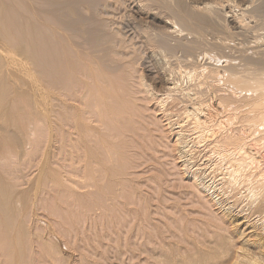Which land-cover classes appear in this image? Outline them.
<instances>
[{"label": "rangeland", "instance_id": "rangeland-1", "mask_svg": "<svg viewBox=\"0 0 264 264\" xmlns=\"http://www.w3.org/2000/svg\"><path fill=\"white\" fill-rule=\"evenodd\" d=\"M94 8L82 10L84 16L88 15L90 22H95L93 17H90L92 15L97 19L98 24L95 23L97 25L94 26L93 23L92 27L99 38L101 36L97 40V48L103 50L105 47L103 50L105 55L110 53L108 55L112 54L113 57L114 49L109 48L111 46L113 48L114 42L116 46H119L118 44L127 46H124V49L128 54L132 52L130 54L134 63L130 69V72L133 70L131 78L137 87L135 90L138 92V100H141H137L136 103L138 107L136 105L135 108L139 111L135 110L137 113L133 120L135 122L127 128V131L131 129L129 131L131 135L126 131V136L123 137L128 151L120 160L126 162L119 163V169L123 174L115 183L116 186L114 185L116 189L113 188L116 197H121V200L117 197V202L121 201V204L113 200L115 203L112 205L111 198L110 201L102 197L101 199L92 197L91 204L86 202L83 193L85 190L80 189L82 183L78 177L73 183L76 184L78 181L81 187L78 184L76 185L80 188L73 186L74 189H71L75 190L74 192L70 189L71 185H75L70 183L72 181L69 182L71 184L69 188L64 186L65 183L61 184L63 187L59 185L68 180L65 176L67 174L65 159L57 164L60 165L56 166L58 169L54 166L56 164L51 162V169L60 170L58 174L63 173V177L59 175L61 176L59 179L65 180L53 185L52 177L46 178L37 197L32 196L30 203L28 202L24 211L25 222L43 238L45 244L34 240L27 242L25 247L27 255L24 257L26 263L23 264H218L224 260L225 254L228 255L237 248L238 241L233 234L234 227L230 222V216L242 214V211L245 214L249 212L247 210L251 206H257L261 199L260 182L257 181L262 179L264 182V103L263 106L256 105L260 103L257 101L260 100L262 90L259 88V92L256 86L260 84L258 81H263L261 84H264V76L261 77L264 75V0H103V2L95 0ZM175 11L191 16L190 19L192 18L197 26L190 27L192 30L188 26L185 27L179 17L176 18ZM168 24L172 26L171 29L167 27ZM180 25L182 27H178ZM98 29L103 33L99 34ZM104 32H107L108 36ZM103 35L110 38L106 41L107 38ZM112 38H115V41ZM121 39L124 41L120 42ZM109 40L112 44L107 43ZM109 56L108 59H114ZM129 59L131 60L130 55ZM235 78L241 80L243 87H238L239 81H236L237 88L235 87L232 83L235 82ZM247 82L252 86H246L248 93L244 91ZM173 86L176 89L169 92L168 88ZM42 88L44 93L41 97L38 94V97L49 106L54 124L56 107L50 89L46 86ZM252 92L259 96L255 93L252 95ZM37 126L42 128L40 130L37 128V132L43 130L39 132L40 134L36 132L37 136L35 135L37 138L40 137L37 140L42 144L35 139L33 143L36 141L38 145L35 142L37 146H31L34 149L27 147L25 152L19 153L20 158L15 156L9 160L11 174L8 178L19 183V189L30 193L37 183L40 171L38 169L41 168L43 159L48 156L46 154L52 152L50 140L47 143L50 130L46 120L42 118ZM33 143L31 145H34ZM237 146L238 149L241 147L247 152L251 161H246L249 163H245L244 169L241 168L240 172L236 173L235 167L231 164L232 160L229 159L240 157L237 148L234 149ZM46 149L51 152L45 151ZM31 151L33 152L30 153ZM42 153L46 156H41ZM60 154L59 161L62 158ZM62 165H65L63 166L65 170ZM109 186L108 188L105 186L103 192H111L108 190L111 187ZM65 189H70V192L67 190L68 194L65 193ZM93 198H99L100 201ZM93 204L102 207L95 210L97 208ZM31 206L32 208H28ZM254 217L252 220L255 222L257 215ZM99 218H104L101 221H105L103 222L105 227L103 225L102 228ZM94 219L98 220H95V223L99 225L93 224ZM111 228L118 232L111 231ZM117 234L119 237H116ZM125 242L130 243L126 246ZM51 245L57 249L48 250V246ZM199 249L202 253L198 251ZM117 251L120 255L116 254Z\"/></svg>", "mask_w": 264, "mask_h": 264}, {"label": "bare ground", "instance_id": "bare-ground-1", "mask_svg": "<svg viewBox=\"0 0 264 264\" xmlns=\"http://www.w3.org/2000/svg\"><path fill=\"white\" fill-rule=\"evenodd\" d=\"M98 1H100V0H98ZM102 2H103V0H102ZM94 3H95V0H0V264H23V263H26V262H24V257L27 255V253L25 254L26 243L34 240V241L42 242L45 244V241H43V238L38 233L34 232L26 224L25 218H24V215H25L24 211L28 205V202L31 201V197L32 196H34V198L37 197V195L40 192L39 191L41 188L40 186L43 184V182H46L45 180L52 177L51 181H53V185H54V183L55 184L59 183L60 181H62L64 179V178H60L61 180L59 179V177H61V176L63 177V175H62L63 173L58 174V172H60V170L58 171L57 170L58 168L56 167V166H60L57 164L62 163L61 160L63 161L65 159V161L67 163V165H66L67 170H65L66 168L64 169V167H63L65 165H62V167L65 170V173H67L65 176L67 177V179L69 181L66 179L68 181V183H66L67 181H64L62 183H59V185L65 183L66 185L64 184V186H67V188H69V186L71 185L70 183L75 184V182L73 183V180L76 181L75 178L78 177L81 180L82 187H81V184H79L80 182L77 181L76 184L80 185L81 188L75 184V185H71L72 187H70V189L73 188V186H76L82 190L84 189L85 191L83 193H84V198H85L86 202H90V204H91L92 203L91 202L92 197H99L100 199H101V197L104 199L111 198L112 202H113L112 205H114V203L117 202L118 198H120L119 200H121V197H118V196H117L118 198L116 197V193H115L116 191L115 192H113V191L116 189L115 183L123 174L121 172V170L119 169V166L124 161H121L120 157L121 156L123 157L124 153L126 155L127 154L126 151H128L127 145L124 144L123 137L125 138L126 133L131 131V129L129 131H127V128L131 125V123L135 122V121H133L134 117H137V116H135V114H137V113H135V110L137 109L135 107L137 105L136 103H137L139 96L137 97L138 92H137V90H135V88H137V87H136V85L133 84V81L131 78L132 77L131 72H133V70H131V72H130V69L132 68V64H134L132 61V57H131L132 52L130 51L128 54L127 53L128 51L124 49L127 46H125V44H124V46H125L124 47L122 43H121L122 45L117 43L119 46H116L115 45L116 43L114 42L113 44L116 46V48H114V45H113V48H112V46H111V48H109L112 50L114 49L113 52L111 51L113 53L114 59H108V56H109L108 54H110V53L105 55V53L103 52V50H105V47H103V45H102L103 50L100 49L102 51H100L99 48H97V40H99L101 38V36L99 38V35L96 34V32L92 29V27H94L98 24L96 22L97 19H94V16L92 15L90 17H93L92 19L95 20V22H93V21L90 22L88 19L89 17H87L88 15L85 14L86 16H84L83 15L84 10H82L84 8H89V9H92V7L94 8ZM95 5H98V4H95ZM166 5H167V3H166ZM100 6H102V4ZM204 7L207 8V6H204ZM94 9H97V8H94ZM98 9H99V7H98ZM259 9L260 8H258V10ZM100 10H102V9H100ZM168 10H169V8H168ZM203 11H205V10H203ZM89 14H90V12H89ZM97 14H95V15H97ZM100 14L102 15V13H100ZM176 15H177L176 18L179 17L180 22H182L185 25V27L188 26L189 28L190 27L192 28L194 26H197L196 24H194L195 21H192L193 20L192 18L190 19L191 16L188 17L187 14L184 15L182 12H180V13L176 12ZM199 17H202V16H199ZM204 17H207V16H204ZM99 18H100V15H99ZM91 23H92V25H91ZM93 23H94V26H93ZM95 23H97V24H95ZM119 27H120V25H119ZM167 27L170 29L172 28V26L170 24H168ZM178 27H182V26L180 25ZM94 29H97V28H94ZM98 30H99L98 31L99 34L103 33V32L100 33V31H101L100 29H98ZM110 31L112 32V30H110ZM105 33H106V35L108 34L107 32H104V34ZM172 33H174V31H172ZM189 33H190V31H189ZM198 33L200 34V32H198ZM113 34H114V32H113ZM115 35H117V33ZM119 35H120V33L118 34V36ZM158 36H159V34H158ZM104 37H106V36H104ZM106 38L105 39L107 41L110 37H106ZM102 39H104V38H102ZM183 39H184V37H183ZM111 40H109V42H107V43L112 42ZM113 40L115 41V38ZM121 41H124V40L121 39L120 42ZM107 43H106V46H107ZM99 44H101V43H99ZM110 44H112V43H110ZM161 44H163V43H161ZM170 44H172V43L170 42ZM176 45H178V44H176ZM108 46H109V44H108ZM183 48H184V46H183ZM185 48H187V47H185ZM194 48H195V46H194ZM101 52H103V53H101ZM105 52H107V51H105ZM108 52H110V51H108ZM129 55H130L131 60L129 59ZM134 56H135V54H134ZM109 57L113 58L112 54ZM119 62L123 63V64H119ZM117 64H119V66ZM137 64H138V62H137ZM120 65H122V66H120ZM258 65H259V63H258ZM119 68L123 71L120 70L121 71L120 72L118 70ZM251 73H252V71H251ZM251 73H249V74H251ZM257 74H258V72H257ZM259 74L261 75L262 73H259ZM255 76H253V77H255ZM263 76L264 75H262L261 77H263ZM246 77L247 76L245 75V78ZM253 77H251V79H253ZM238 78L237 79L235 78L234 79L235 82H232L233 84H235V87L237 86L236 81H239ZM263 78L261 80H263ZM247 79H249V78H247ZM247 79H245V80H247ZM256 79L258 80V78H256ZM230 80H232V79L230 78ZM248 82L253 83L254 81H248ZM248 82H247V84L244 83L245 87L247 85L251 86V84H249ZM256 82L257 81H255V84H256ZM258 82H260V84H257L256 87L259 90V92H260V89H262V90H261L260 96L254 92L256 94V96L260 97V100L257 101L260 103H257L256 105L257 106L258 105L263 106V103H264V86L263 85L264 84L263 83L261 84V82H263V81H258ZM232 83H230V84H232ZM238 84H239L238 87L242 86L241 82ZM43 86H46L48 89H50L51 97H52V100H53L55 107H56V115H55V123L54 124L52 122V117H51V112H50L49 106L47 105V103H45L42 99H39V97H38V94H40L39 96L41 97V95H43V93H44V90L42 88ZM261 86L263 88H261ZM247 87H246V90H244V91H247ZM175 89H176L175 86L168 88L169 92H172ZM249 89H251V88H249ZM254 89H256L255 86H254ZM254 89H251V91ZM254 91H257V90H254ZM248 92L249 91H247V93ZM254 93L252 95H254ZM167 94H168V92H167ZM199 94H200V92H199ZM197 99H199V98H197ZM195 100H196V98H195ZM138 101H141V100H138ZM253 102H255V101H253ZM139 105H140V102H139ZM256 105H255V107H256ZM137 107H138V105H137ZM139 107H141V106H139ZM136 111H139V110L137 109ZM256 111H257V109H256ZM140 114H142V112ZM258 114H260V113H258ZM141 117H144V116H141ZM42 118H44L46 120V122L49 126L48 129L50 130V135L48 134V136H50V137L47 136L48 137L47 143L50 140L49 143H50V149H52V152L48 149L45 150V151H50L51 153H49V152H47L49 154L45 153L48 156L46 157V159H43L44 162L41 163L42 164L41 168L38 169L40 171H39V175L37 177V181H36L37 183L35 185L33 192H31L33 194H31L29 191L19 189V187H18L19 183L17 184L14 182L15 180L12 181L8 178V175L11 174V171L9 169V166H10L9 160L12 157L14 158L15 156H18L20 158L19 153L25 152V149L27 147L38 145L36 141H35L36 143L35 142L34 143L37 145H35L33 143V141L35 139L37 140L40 138L39 136H38V138L36 137L37 136L36 130H37V128H38V130H40L41 127L39 128L38 127L39 125L37 126V124H39V121ZM199 119H197V121ZM141 122L142 121H140V124H141ZM262 124H263V122H262ZM134 130H136V128ZM41 131H43V130H41ZM41 131H38L37 133L40 134ZM129 133L128 134L131 135V132H129ZM34 137H36V138H34ZM41 137H43V136H41ZM228 137H229V135H228ZM232 137H233V135H232ZM129 138H131V137H129ZM132 138H133V136H132ZM230 140H231V138H230ZM232 140H234V139H232ZM38 142L40 143V140ZM239 142H241V141H239ZM239 142L234 141V143H239ZM32 143L34 145H31ZM128 143H129V141H128ZM225 143H226V141H225ZM40 144H42V142ZM180 144L181 143H179V145ZM46 145H45V148H47V146H49V145H47V146ZM133 145H134V143H133ZM31 148H33V147H31ZM36 149H37V147H36ZM36 149H35V152H37ZM130 149H132L131 145H130ZM234 149H236L238 151L237 153H239L240 157L238 158V156H237L238 159H235V157H236L235 156V157H233V159L230 158L229 160H232L231 164H232V166L235 167V170L234 169L233 170L235 172L236 171L240 172L241 168L244 169V167L246 166V165H244L245 163H247L246 161H249V160L251 161V159L248 157L247 152L243 148L239 147V149H238V146H237ZM45 151H43V152H45ZM57 151L59 153H57ZM32 152L33 151H31L30 153H32ZM133 153H135V152H133ZM59 154L62 157L60 159V161H59L60 157H58ZM28 155H29V153H28ZM43 155H44V153L41 154V156H43ZM46 155H44V156H46ZM222 155H224V154H222ZM41 156H40V158H42ZM43 160H41V161H43ZM51 162H53L52 164H56V165H54L55 168H57L56 170H55V168L51 169V166H52ZM66 163H64V164H66ZM62 167H59V169L60 168L62 169ZM127 168H128V166H127ZM124 170H126V168ZM251 173H252V171H251ZM59 175H61V176H59ZM244 176H246V175H244ZM18 180L19 179H17V181ZM261 180L257 181V182H260L259 183L260 194H261L260 203H258L257 206H254V207L251 206L247 210L249 212H247V213L245 212V214H243V211H242V214L232 215V216H230L231 218L228 217L229 219H231L230 222L233 224V227H234L233 228L234 229L233 234H235V237L238 241L237 246L235 245L237 248L235 247L236 249L234 251L232 250L233 252L231 251L230 253H228V255L225 254L224 256H226V257H224V260H222L220 262L218 261L219 262L218 264H264V182H262ZM70 181H72V182H70ZM106 181L108 182L107 183L108 185L106 184ZM125 182L126 181H124V184H125ZM112 183H114L113 187L111 185ZM49 184H51V183H49ZM109 184L111 187L109 186ZM121 185H122V183H121ZM105 186H107V188L109 186L110 188L108 190L111 192H103V190L106 188ZM235 186H236V184H235ZM114 187H115V189L113 190ZM117 187H118V183H117ZM70 189L69 190L67 189V190L70 192ZM73 189H71V190H73ZM67 190L65 189V193H67L66 192ZM123 190H124V188H123ZM53 191H55V190H53ZM74 191L75 190H73V192ZM117 191L119 192L118 189H117ZM73 192L71 191L72 194H73ZM110 193H111V195H110ZM122 193H123V191H122ZM119 196H121V194H119ZM68 197H71V196H68ZM80 197L83 198L82 196H80ZM122 198H124V197H122ZM98 199H94V200L100 201V199L99 200ZM79 200L81 201V199H79ZM101 202H100V204H101ZM82 203L80 205H82ZM117 203L121 204V201L117 202ZM90 204H88L87 206L90 207L89 206ZM49 206H51V205H49ZM124 206H125V204H124ZM126 206H127V204H126ZM98 207H99V205H98ZM98 207L95 206V208H97L95 210L101 209L102 206L99 208ZM28 208H32V206L28 207ZM91 208H92V206H91ZM62 209H64V208H62ZM28 210H30V209H28ZM104 210L103 211L106 212V209H104ZM118 211H119V209H118ZM93 212H94V210H93ZM102 212H100V213H102ZM67 213H69V212H67ZM126 213H128V212H126ZM233 213H235V212H233ZM97 214H95V215H97ZM103 214H105V213H103ZM119 215H121V214H119ZM254 215H255V217L257 215V217L255 218ZM97 217H99V215ZM252 217H254L256 219L255 222L252 220L253 219ZM101 219H104V218H101ZM101 219H100V222H102ZM95 220H97V219H94L93 224L95 223ZM114 220H116V219H114ZM116 221H118V220H116ZM103 222H105V221H103ZM103 222H102V228L104 225ZM112 222H114V221H112ZM61 223H63V222L61 221ZM106 223H108V222H106ZM89 224H91V223H89ZM95 224L99 225L98 223H95ZM117 225L119 227V223ZM100 226H101V224H100ZM120 226H122V225L120 224ZM104 227H105V225H104ZM107 227H109V225ZM93 229H95V228H93ZM126 229H128V228H126ZM95 230H97V229H95ZM113 230L114 229H112L111 231H113ZM104 231H105V229L103 230V232ZM115 231L118 232L117 230H114V232ZM114 232H112V233H114ZM119 233H120V231H119ZM92 234H94V233H92ZM101 234H102V232H101ZM114 234H116V233H114ZM57 235H59V234H57ZM88 236H90V235H88ZM102 236H103V234H102ZM107 236H108V234H107ZM116 237H119V234H117ZM95 239H97V238H95ZM233 239H234V237H233ZM101 241H102V239H101ZM121 241H123V240H121ZM237 241L235 240V242H237ZM127 243L128 242H125L126 246H127ZM129 243H128V245H129ZM55 244L56 243L54 242V245ZM117 244H119V243H117ZM54 245L48 246V250L51 251L52 249H55L56 246L53 247ZM106 245H105V247H106ZM100 246H103V245H100ZM198 248H200V246ZM225 248H226V246H225ZM162 250H163V248H162ZM200 250L201 249H199L198 251H200ZM155 251L157 252V250H155ZM117 252L118 253H116V254H119V251H117ZM150 252H151V250H150ZM200 252L202 253V251H200ZM121 253H122V250H121ZM25 259L28 260L29 258L28 259L25 258Z\"/></svg>", "mask_w": 264, "mask_h": 264}]
</instances>
